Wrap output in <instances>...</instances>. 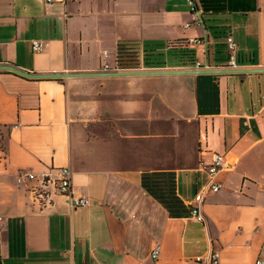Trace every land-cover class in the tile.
Listing matches in <instances>:
<instances>
[{
    "label": "crops",
    "instance_id": "crops-1",
    "mask_svg": "<svg viewBox=\"0 0 264 264\" xmlns=\"http://www.w3.org/2000/svg\"><path fill=\"white\" fill-rule=\"evenodd\" d=\"M229 34L236 67H264V0H0V63L31 72L133 70L116 68L122 41L163 55L141 70L196 68L166 56L173 40L222 68ZM63 166L87 204L53 193ZM19 170L49 173L50 203ZM213 252L264 264V72L0 70V264H210Z\"/></svg>",
    "mask_w": 264,
    "mask_h": 264
},
{
    "label": "built area",
    "instance_id": "built-area-1",
    "mask_svg": "<svg viewBox=\"0 0 264 264\" xmlns=\"http://www.w3.org/2000/svg\"><path fill=\"white\" fill-rule=\"evenodd\" d=\"M44 2L50 3L54 1H65V0H43ZM192 8L195 10V6L192 3ZM196 42L197 40H193ZM32 48L33 50H41L43 47V42L37 39L31 40ZM225 44L226 49L228 52V58H227V65L225 67H236L235 65V59H234V53L236 51V43L233 40L232 36L226 35L225 36ZM104 55H106V51L103 52ZM143 66V65H142ZM142 66L138 67L141 68ZM196 68H201L199 62L196 61L195 64ZM104 68L107 69L108 65L105 63ZM117 68V67H116ZM137 68V69H138ZM136 69V68H135ZM224 165L223 155L220 153H214L212 162L207 166V170L209 173V185L208 188L211 191H217L221 187V183L216 180V174L221 169V167ZM58 177L54 180L53 185V193H59L62 195L67 196L71 200V204L73 206L78 205H85L88 203V199L85 197H73L71 194V175L70 170L68 167L63 166L57 168ZM36 181L34 185L30 188V193L33 197V199H37L41 201L44 204L50 203V194L52 191L45 189L46 182L49 180V173L48 172H42L40 174H36L33 171L28 170H19L16 174V181L21 182H29V181ZM200 194L196 195L197 200H199ZM190 211L192 216L201 222H204V215L201 211L200 205L197 203H191ZM159 252L158 246H155L151 251L152 258H156ZM217 252H213L210 255V264H217ZM201 259L199 256L196 257V260ZM260 260H256V264H259Z\"/></svg>",
    "mask_w": 264,
    "mask_h": 264
},
{
    "label": "trees",
    "instance_id": "trees-1",
    "mask_svg": "<svg viewBox=\"0 0 264 264\" xmlns=\"http://www.w3.org/2000/svg\"><path fill=\"white\" fill-rule=\"evenodd\" d=\"M155 54L157 52L153 50L141 51L139 45L135 42L122 41L116 46L115 64L117 69H135L142 65L146 67L160 65L163 61L158 63L154 58ZM166 56L173 58L182 66H194L197 61L194 48L183 40L168 42Z\"/></svg>",
    "mask_w": 264,
    "mask_h": 264
},
{
    "label": "water",
    "instance_id": "water-1",
    "mask_svg": "<svg viewBox=\"0 0 264 264\" xmlns=\"http://www.w3.org/2000/svg\"><path fill=\"white\" fill-rule=\"evenodd\" d=\"M0 70H10L28 78H57L78 75H124V74H161V73H238L264 72V67H222V68H185V69H155V70H107L102 72H31L13 64L0 63Z\"/></svg>",
    "mask_w": 264,
    "mask_h": 264
},
{
    "label": "rangeland",
    "instance_id": "rangeland-1",
    "mask_svg": "<svg viewBox=\"0 0 264 264\" xmlns=\"http://www.w3.org/2000/svg\"><path fill=\"white\" fill-rule=\"evenodd\" d=\"M222 39V38H221ZM157 52V54H155V60L159 63V62H161L162 61V59H163V56H162V54H161V52L160 51H156ZM159 53V54H158ZM141 58V57H140Z\"/></svg>",
    "mask_w": 264,
    "mask_h": 264
}]
</instances>
